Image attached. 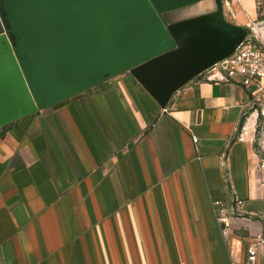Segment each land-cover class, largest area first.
<instances>
[{
  "label": "crops",
  "instance_id": "obj_1",
  "mask_svg": "<svg viewBox=\"0 0 264 264\" xmlns=\"http://www.w3.org/2000/svg\"><path fill=\"white\" fill-rule=\"evenodd\" d=\"M149 2L173 41L202 42L198 62L231 40L216 0ZM220 2L232 26L257 17L256 0ZM14 40L0 24V264H244L245 217L264 221L248 90L194 78L163 109L128 72L103 73L8 121L20 111Z\"/></svg>",
  "mask_w": 264,
  "mask_h": 264
},
{
  "label": "water",
  "instance_id": "obj_2",
  "mask_svg": "<svg viewBox=\"0 0 264 264\" xmlns=\"http://www.w3.org/2000/svg\"><path fill=\"white\" fill-rule=\"evenodd\" d=\"M42 1L49 11L47 22H43L47 32L58 27L62 40L47 60L45 53L36 50L38 60L26 59L32 54L30 50L21 49L20 59L16 54L21 72L13 81L18 79L20 87L12 88L11 107L20 111L8 121L79 93L103 73L128 72L129 78L139 81L164 109L177 90L232 55L247 37L245 29L224 21L221 2L216 0L218 22L231 40H218L226 49L198 62L192 57L197 48L203 49L202 42L173 41L149 0ZM8 8L9 0H5L6 14Z\"/></svg>",
  "mask_w": 264,
  "mask_h": 264
},
{
  "label": "built area",
  "instance_id": "obj_3",
  "mask_svg": "<svg viewBox=\"0 0 264 264\" xmlns=\"http://www.w3.org/2000/svg\"><path fill=\"white\" fill-rule=\"evenodd\" d=\"M196 78L215 83H235L250 92L249 108L251 114L256 115V150L261 156L257 167L264 169V48L258 46L253 37L247 36L232 55L215 63ZM192 139L198 144L197 136H192ZM242 204L241 200H236L238 213H241ZM214 205L218 206L219 202ZM217 214L218 220L228 227L232 212L230 215L224 208H218ZM245 218L255 225L254 228L244 229V237L248 242L244 264H256L260 257L264 260V221L260 218Z\"/></svg>",
  "mask_w": 264,
  "mask_h": 264
},
{
  "label": "rangeland",
  "instance_id": "obj_4",
  "mask_svg": "<svg viewBox=\"0 0 264 264\" xmlns=\"http://www.w3.org/2000/svg\"><path fill=\"white\" fill-rule=\"evenodd\" d=\"M9 5L10 8L7 9L8 14L6 15L4 13L5 9L0 7V24L3 30L15 36L13 42L18 58L20 59V51L23 49L24 52L27 50L32 51V54L25 56L26 59L34 58V60H38V55L34 51L36 50L39 54L45 53V60H47L49 52L54 51L57 42L62 40V32L58 27H55L57 28L55 29L53 26H49L53 29L47 32L48 27L43 24V22H47L46 16L48 17L49 12L45 8L46 4L42 0H12V2L9 0ZM255 6L257 17H255L254 22L245 21V24L249 23L250 26H243L248 31V37H253L257 45L264 48V0H256ZM242 20L237 17L232 22L244 24L241 22ZM5 26L8 29H4Z\"/></svg>",
  "mask_w": 264,
  "mask_h": 264
}]
</instances>
